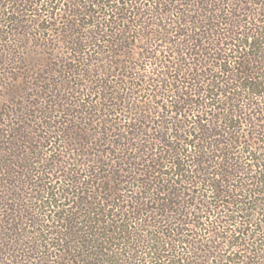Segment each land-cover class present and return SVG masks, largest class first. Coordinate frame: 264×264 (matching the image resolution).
<instances>
[{
	"label": "trees",
	"instance_id": "1",
	"mask_svg": "<svg viewBox=\"0 0 264 264\" xmlns=\"http://www.w3.org/2000/svg\"><path fill=\"white\" fill-rule=\"evenodd\" d=\"M0 264H264V0H0Z\"/></svg>",
	"mask_w": 264,
	"mask_h": 264
}]
</instances>
